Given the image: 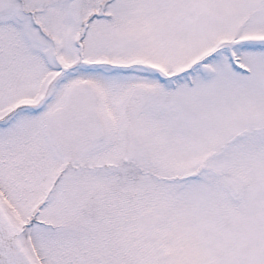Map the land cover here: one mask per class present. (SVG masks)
<instances>
[{"label":"snow or ice","instance_id":"1","mask_svg":"<svg viewBox=\"0 0 264 264\" xmlns=\"http://www.w3.org/2000/svg\"><path fill=\"white\" fill-rule=\"evenodd\" d=\"M0 264H264V0H0Z\"/></svg>","mask_w":264,"mask_h":264}]
</instances>
